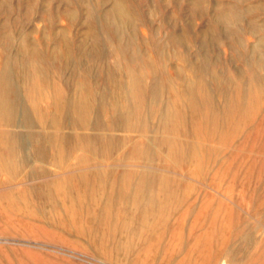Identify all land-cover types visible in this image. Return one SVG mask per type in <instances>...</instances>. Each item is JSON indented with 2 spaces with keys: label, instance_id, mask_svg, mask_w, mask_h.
Wrapping results in <instances>:
<instances>
[{
  "label": "rangeland",
  "instance_id": "1",
  "mask_svg": "<svg viewBox=\"0 0 264 264\" xmlns=\"http://www.w3.org/2000/svg\"><path fill=\"white\" fill-rule=\"evenodd\" d=\"M121 1L132 18L119 28L122 46L157 67L155 75L145 69L130 129L106 126L115 112L106 73L127 82L131 67L115 50L117 29L101 21L114 0H0V66L22 39L46 50L63 32L71 52L57 71L45 66L42 112L21 90L30 124L0 123L30 148L15 175L0 170V264H264V0ZM82 70L96 93H106L89 116L103 124L62 130L111 136L117 145L95 155L72 145L60 159L48 148L33 153L29 134L51 130L44 121L54 90L71 95ZM187 78L197 87L196 107L179 96ZM238 93L246 109L224 113ZM162 135L175 151L158 141ZM146 145L153 153L140 156ZM140 171L150 179L145 190L159 197L148 209L128 198Z\"/></svg>",
  "mask_w": 264,
  "mask_h": 264
},
{
  "label": "bare ground",
  "instance_id": "2",
  "mask_svg": "<svg viewBox=\"0 0 264 264\" xmlns=\"http://www.w3.org/2000/svg\"><path fill=\"white\" fill-rule=\"evenodd\" d=\"M68 14L70 16H73L71 13ZM131 19L132 18L130 11L126 9V7L124 6L121 0H114L110 8L105 12L103 17H101V21L105 23V25H107L110 28L115 27L117 29L116 31L117 48L115 50H117L120 54L123 55L124 62L126 64L131 65V67L128 68L126 72L128 78L127 82H124L120 78L116 77L113 73H109V72L106 73L109 82L115 89L111 93V102L109 103V107L115 112L111 116V120L107 123L106 126H111V127L118 126L127 129L134 127L136 124H138L139 121V117L137 115L138 114L137 109L142 104V100H143V90L145 86L143 78L145 75V69H147L148 71H150V73L154 75L157 71L155 61L151 59L149 56L142 55L140 59H137L134 53L129 50L128 48L129 46L128 47L122 46L123 43L121 41V37H120L121 33L119 32V28L124 26H129L130 24H132ZM88 36L94 38L96 36V33L95 32L91 33V35ZM54 38H55L54 41L55 44L51 48L46 50L37 48L35 44L28 39H22L18 45L17 51L14 54H12L11 57L8 56L7 59L3 61L2 65L0 66V123H5L9 125H13L16 123L30 124L31 121L29 118L28 111L24 107L20 99L21 90L26 91V95L30 98V100H32L31 101L32 106L38 109L39 103L37 102V98L39 97L42 98L44 96V90L50 84L48 70L47 68H45V66L54 68L55 71H57L56 63L58 62L60 63L61 60L60 58L62 57H65L68 60L69 55L71 53L70 40L63 34V32L61 34H58V36ZM59 68H62V64L59 65ZM88 73H89L88 70H82V72L75 75L74 88H73V93L71 95L64 97L59 92V90H54V96L51 104L54 110L50 113L49 117L46 118L44 121V123H46L49 127H51V130L42 134L40 133L29 134L32 137H34L35 142L37 143V145L33 148L34 151L33 153L37 155H43L45 153V150L48 148L51 151L53 150V152H55V155H57V157L60 159V157H62L63 154L67 152L72 145L78 146L80 144L82 147H84V149L88 152V154H93V155L97 153L106 152L117 145L118 140L111 136H106L103 134L88 136L86 134L77 133V132L68 133L62 130L65 129L66 126H72V125L83 126V125L95 123L96 125L99 126L103 124L101 121L98 120L90 122V118H89L90 113L92 112L93 108L103 104L102 98L106 97V93L104 92L102 94L96 93L95 84L93 82H90ZM151 87L153 94H157L161 89L158 81H156V83L151 84ZM196 88L197 87L195 82L187 78L186 80H184L183 90L179 94V96L186 98L188 100V103L192 107H196L198 103ZM238 92L240 91L238 90ZM244 93H240V94L238 93L239 94L238 97L236 95L234 99L225 101V105L223 108L224 113L228 114L230 112H233L234 110H240V111L245 110L246 109L245 107L247 106L246 103L248 98L245 99L246 93L245 94ZM37 109H36L37 112L39 113L42 112L41 110L39 109L37 110ZM162 123H163L162 128L164 130L169 129V124L171 123V121L167 119V115L162 120ZM158 141L162 143L164 142L169 143L171 147L170 150L172 152L175 151L173 147L174 140L169 136L162 135L160 138H158ZM151 147H154V145L151 146L146 145L144 147H140V149L138 150V154L140 156L148 155L150 149H151L150 153H153L152 152L153 149ZM29 149H30L29 147L23 145V138L19 137L18 134H16L14 131L0 130V170H6L10 172L12 175H15L18 168L20 167V161L22 160L21 157H23L25 152L28 154ZM3 150L6 151V154H3L2 152ZM91 169H93V172H95L97 175H101L103 173L101 168H89L86 169L85 171ZM129 172L130 171L126 173ZM162 176L160 177L161 178L160 182L163 185V188H165L166 179L163 178ZM148 182H150V179L148 177V172L140 171L138 174V178L135 180V185L133 187V190L130 192L128 196L129 200L133 201V204L141 203L147 209L157 205L159 198L157 192L145 190L146 184ZM99 233H101V231Z\"/></svg>",
  "mask_w": 264,
  "mask_h": 264
}]
</instances>
